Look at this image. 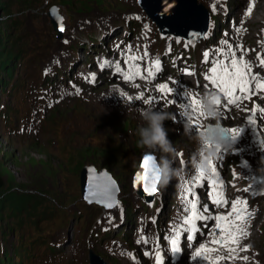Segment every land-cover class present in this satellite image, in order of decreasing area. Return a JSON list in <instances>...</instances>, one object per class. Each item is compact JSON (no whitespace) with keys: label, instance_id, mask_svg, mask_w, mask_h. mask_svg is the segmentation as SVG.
I'll return each instance as SVG.
<instances>
[{"label":"rangeland","instance_id":"obj_1","mask_svg":"<svg viewBox=\"0 0 264 264\" xmlns=\"http://www.w3.org/2000/svg\"><path fill=\"white\" fill-rule=\"evenodd\" d=\"M259 2L255 19L251 21L254 35L263 25L259 20L264 17V0ZM55 6L63 8L68 18V13L78 16L71 31L76 32L75 36L82 35L81 28L92 23L94 17L98 22L112 18L118 23L122 11L128 9L117 0H0V76L7 71L8 64L14 62L12 77L18 78L13 83H21L30 70L41 69L67 50L65 41L55 37L49 24L47 12ZM88 17L91 18L83 23L79 21ZM252 45L255 52L264 51L258 42ZM17 54H20L19 58ZM21 86L14 98L10 95L5 97V93L0 101V105H10L9 113L14 125L17 124L14 110L22 107ZM111 92H98L91 103L78 99L67 101L49 116L57 120L56 125L45 127L40 131L44 133L38 137L3 133L0 120V195L12 189L29 201L28 204L20 202L10 206L7 202L2 203L3 197H0V264H19L15 250L32 258L25 256L22 264H38V258L46 257L47 260L42 259L39 264H50L51 259L48 260L47 255L52 254L50 242L71 224L70 220L83 203L79 181L86 171L88 176L92 170L95 174L109 176L120 188L118 197L122 193L131 194L127 199L132 198L130 180L137 172L139 155L146 151L138 145L139 128L147 125L140 116L126 109L122 113L112 107L110 104L114 102L107 100L109 95H104ZM169 120L167 118L163 122L168 139L176 150L191 152L196 144L193 136L189 137L187 132ZM59 127L66 145L72 149L70 155L67 150L62 153L56 141L48 140L50 137L58 138ZM156 155L159 159L163 152L157 149ZM164 156L171 159L176 157V153H164ZM36 200L41 202L36 205ZM263 223L261 220V226ZM259 234L258 240L264 242L262 232ZM97 255L111 264L113 261L126 264V261L102 252Z\"/></svg>","mask_w":264,"mask_h":264},{"label":"snow or ice","instance_id":"obj_2","mask_svg":"<svg viewBox=\"0 0 264 264\" xmlns=\"http://www.w3.org/2000/svg\"><path fill=\"white\" fill-rule=\"evenodd\" d=\"M250 11V10H249ZM63 31V29H61ZM131 52V46L128 49ZM145 56L148 55L145 51ZM223 59H220V57ZM205 63L208 62L209 53H204ZM138 59L136 56H128L126 63H128V70L124 72L123 69H119L124 75L125 79L133 80L137 76H140V67L135 61ZM260 63L264 65V59L260 60ZM155 67L159 70V61L155 62ZM148 75L150 77L155 76V73L152 69H149ZM206 79L210 80L211 84L215 86V91L221 93L228 104H237L242 99H250L252 95L264 90V81L258 79L256 75L252 74L251 66L246 64L243 59H237L236 51L228 46L227 51L217 50L216 57L212 59V67L209 69V75H206ZM159 90L161 91H171L168 85H160ZM189 103L186 105V108L189 112H197L200 116H203L202 111V101L201 98H198L195 95L186 93ZM131 99V97H129ZM214 103L220 107L221 100L218 96L214 99ZM193 126L199 130L201 125L193 119ZM209 132L215 133V129L209 128ZM220 132L222 135L227 132L231 139L234 141L239 136V130L235 128H221ZM142 168L144 169L143 174L137 173L136 183L139 184L142 181L144 183L143 190L148 192L147 179L150 171V158L145 157L142 163ZM213 173H215V165H211ZM93 172L95 170H92ZM96 179V177H93ZM207 179L209 181V187L211 191L209 192V198L216 206V208H223L227 205V200L222 198V185H218L215 180L211 178V175L206 174L204 169H198V174L195 180L191 183L188 191L192 194L193 199L189 200V206L184 209L187 214L185 219L182 221L183 227L176 231L171 238V251L173 253H179L180 247L178 244L179 239L181 238V233H187V240L192 242L195 239V234L200 232L202 229L199 226L200 222H203V227L208 228V234L211 236H217V239H213V244H219L221 246L232 242L236 243V233L233 229H237V221L242 220L246 213V207H239L241 204L240 201L232 202V209L228 212L227 215L217 214L211 215L210 210L207 205H204L203 208L199 206V197L192 191L196 187L202 186L203 181ZM108 189L105 188V193L107 194ZM91 195H96L95 192ZM246 205V202H243ZM215 221L214 227H209L208 222ZM246 250V249H245ZM212 249L201 245L199 249L196 250L194 259L202 260L204 264H209V256L207 255L211 252ZM244 259H247L245 257ZM157 264H162L160 257H157Z\"/></svg>","mask_w":264,"mask_h":264},{"label":"clouds","instance_id":"obj_3","mask_svg":"<svg viewBox=\"0 0 264 264\" xmlns=\"http://www.w3.org/2000/svg\"><path fill=\"white\" fill-rule=\"evenodd\" d=\"M218 97L215 92H206L202 97V111L205 116L211 120H216L214 125H204V130L198 134L201 146L206 148L202 155L196 161L194 167L197 169H207L212 161L216 158L219 150L226 144L223 135L220 132V108L214 103V99ZM140 117L146 123V127L139 128L140 138L138 145L146 149L145 157L150 158V171L148 179L153 188L160 186L166 187L173 178L180 179L178 169L171 167V162L166 156L157 157L156 150L159 149L165 154H175L176 149L172 142L168 139L167 131L164 127V120L169 118L168 114L156 111L152 106L140 109ZM211 127L215 129V133L209 132L207 129Z\"/></svg>","mask_w":264,"mask_h":264},{"label":"water","instance_id":"obj_4","mask_svg":"<svg viewBox=\"0 0 264 264\" xmlns=\"http://www.w3.org/2000/svg\"><path fill=\"white\" fill-rule=\"evenodd\" d=\"M171 1L173 0H140V4L145 8V10H147L149 15L160 25L163 32H173L178 35H187L190 39L192 38L191 40H199L208 29L209 17L206 11L205 10L203 11L201 7H198L195 4L189 7L188 12L192 18L191 24L193 25L192 31L189 32L190 30H188V27L190 26L186 25L185 23H182L183 19H181L180 16L176 17L168 13L167 8L165 7V4L168 6L169 2ZM176 1L190 3V0H176ZM194 1L195 0H193V2ZM198 14H201V19L199 20L200 23L202 24L201 27L198 23V17H199L197 16ZM52 15L54 16V21L56 23V26L60 28L61 19L57 17V7L56 6L52 8ZM180 31H183V32H180ZM87 172L88 171H86V173L83 174L82 176V187H83L84 197L90 202L98 201L100 203H105L109 206L112 205L114 203L115 198H113V196L110 197L112 198V202H109V200L104 198L103 195L105 194V188H107L108 191H110V193L114 191L116 194L117 190L115 189V183L110 179V177L107 178L104 175H98V174H95L94 172L88 176ZM91 176L92 178L96 177V179L97 178L98 179L101 178V179L98 181H96V179H92V183H90ZM102 176H104L105 179ZM142 185L144 186L143 183ZM138 187H139V184H138ZM156 190L157 188H153L150 191V193L147 195V192L146 193L145 191L143 192L139 187V192L147 200H151L153 198ZM108 191L107 193H109ZM93 192H95L96 195L94 196L91 195V193Z\"/></svg>","mask_w":264,"mask_h":264},{"label":"trees","instance_id":"obj_5","mask_svg":"<svg viewBox=\"0 0 264 264\" xmlns=\"http://www.w3.org/2000/svg\"><path fill=\"white\" fill-rule=\"evenodd\" d=\"M183 3H185V2H178V1H176V0H173V1H171V2H169V4H168V6H166V8H167V11H168V13L170 14V15H172V16H180V15H182V13L183 12H185L187 9H189V7L191 6V5H194V2H193V0L191 1L190 0V3L188 2V4H189V6L188 7H182L181 6V4H183ZM171 4H173V5H171ZM170 6V7H169ZM189 11V10H188ZM180 13V14H179ZM197 16H199L198 17V23H199V25H200V27H201V23H200V19H201V14H198ZM183 28V27H182ZM181 28V29H182ZM199 28V27H198ZM188 32V31H187ZM189 33V32H188ZM102 175H105V174H102ZM106 177L107 178H109L107 175H106ZM104 181V180H103ZM106 182V181H105ZM104 182V183H105ZM144 184V183H143ZM149 185H147V187H148ZM116 190H117V186H116ZM113 195L115 194V192H113L112 193ZM0 197H3L2 199V203L3 202H7V204L8 205H10V206H14V205H16V204H18V203H23V202H25V204L27 203L28 204V200L26 199V201H25V199L23 198V196L21 195V194H19L17 191H15V190H12V189H10V190H8V191H5L4 193H2V195H0ZM39 202H41V200H36L35 201V203L34 204H38Z\"/></svg>","mask_w":264,"mask_h":264},{"label":"bare ground","instance_id":"obj_6","mask_svg":"<svg viewBox=\"0 0 264 264\" xmlns=\"http://www.w3.org/2000/svg\"><path fill=\"white\" fill-rule=\"evenodd\" d=\"M262 1V0H261ZM236 2V1H235ZM260 3V2H259ZM171 5H173V4H171ZM167 5L165 4V7H166ZM181 6L182 7H188L189 6V4L188 3H183V4H181ZM263 6H264V4H263ZM170 7V6H169ZM258 8V7H257ZM261 8V7H260ZM188 10L189 9H187L185 12H183L182 13V15H180V18L181 19H183V21H182V23H185L186 25H188V26H190V27H188V28H191V27H193V25L191 24V21H192V18H191V16L189 15V12H188ZM260 11V10H259ZM180 14V13H179ZM181 16H183V17H181ZM254 19H255V17H254ZM260 19V18H259ZM262 19V18H261ZM180 32H183V31H180ZM254 44H255V42H254ZM254 47V46H253ZM163 156H164V153H163ZM161 157V156H160ZM169 159V158H168ZM171 167L172 168H174V166H173V164H171ZM142 170H143V168H142ZM142 170H141V174H143V172H144V170H143V172H142ZM105 176V175H104ZM93 178L91 177V180H92ZM142 183H145V182H141V183H139V187H140V189L144 192V190H143V188H144V186L142 185ZM146 183H147V185L150 183V181H149V179H147V181H146ZM151 185V184H150ZM143 188H142V187ZM171 187V182L165 187V189L167 188V187ZM167 191L169 192L170 190H168L167 189ZM167 191H166V193H167ZM109 193H105L104 195H103V197L104 198H106V199H108L109 200V202H112V198H109V196H110V191H108Z\"/></svg>","mask_w":264,"mask_h":264}]
</instances>
